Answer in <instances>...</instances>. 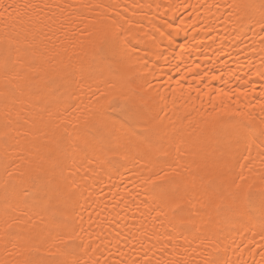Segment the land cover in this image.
<instances>
[{
    "label": "bare ground",
    "instance_id": "bare-ground-1",
    "mask_svg": "<svg viewBox=\"0 0 264 264\" xmlns=\"http://www.w3.org/2000/svg\"><path fill=\"white\" fill-rule=\"evenodd\" d=\"M0 3L4 5L0 8L4 13L0 62L7 59L16 66L7 85L0 78V97L6 91L10 94L8 107L0 103V180L7 169L13 173L17 192L26 189L29 193L24 197L27 206L11 201L9 215L20 222L14 230L18 243L16 248L9 244L5 249L0 242V262L22 264L27 258H44L47 252L43 247L39 253L29 254L25 247L28 237L39 245L57 225L77 231L82 225L86 229L84 241L77 243H88L102 234L103 243L95 253L102 264L101 253L106 255L108 249L123 251V258L131 264L140 258L141 243L145 249L150 247L149 238L155 245L149 253L153 264H200L201 240L210 235L211 221L227 214L224 208L236 192L241 173L246 178L244 192L250 190L256 203L264 189V168L259 160L251 172L248 167L242 169L245 161L227 143L223 132L238 120L255 117L259 122L258 101L264 80L257 73H264V0ZM121 29L125 31L116 36ZM105 36L109 42L101 62L96 52ZM125 38L131 43L125 44ZM196 65L203 81L193 80L195 73H187ZM80 66L89 69L90 77L81 80L78 73L67 74ZM185 74L187 80H181L184 96L173 106L171 91ZM204 84L225 92L240 88L248 95L239 100L235 96L232 101L224 99L223 104L216 100L213 108L210 97L204 95ZM97 89L106 96L100 104L108 118L123 122L127 117L122 109L130 99L148 124L155 126L147 152H128L111 144V165L81 163L79 158L73 162V140L89 112L99 107L93 95L100 94ZM161 95L166 103L159 101ZM113 97L120 103L108 104ZM138 127L143 130L145 125ZM170 168L181 173L179 194L191 198L193 214L197 207L207 206L193 224L177 234L163 216L167 209L158 199L150 198L151 189L145 183L152 173ZM4 207L0 196V230ZM125 224L131 225L135 240L123 239L129 232ZM239 227L231 225L232 229ZM249 238L260 243L259 236L251 237V233L244 243ZM225 243L228 246H222L220 253L224 260L239 257L253 264L261 259V248L251 244L234 251L241 244L239 231L232 230ZM78 252L84 259L95 258L91 250L85 253L80 248Z\"/></svg>",
    "mask_w": 264,
    "mask_h": 264
},
{
    "label": "snow or ice",
    "instance_id": "snow-or-ice-1",
    "mask_svg": "<svg viewBox=\"0 0 264 264\" xmlns=\"http://www.w3.org/2000/svg\"><path fill=\"white\" fill-rule=\"evenodd\" d=\"M4 5L0 3V8ZM9 7H15L9 5ZM26 7H38L37 5H26ZM45 7H55L61 8L62 5H45ZM11 15V14H9ZM4 13L0 12V21H3ZM125 23H130L125 20ZM115 26V21L112 22ZM261 30L264 31V25L261 26ZM125 30L121 29L120 32L116 33V36L121 35ZM129 34L131 29L127 30ZM91 35V33H89ZM171 40V37H169ZM108 39L105 36L101 39L99 48L96 52V57L101 58L104 52V47L108 43ZM125 44H130L131 41L127 38L124 40ZM159 58V57H157ZM95 59V57H94ZM261 65L264 66V59L261 61ZM199 69V65L195 68L187 69V73H195L193 75V80L199 78L200 81L204 80V76L200 75L196 70ZM179 71V68H177ZM16 72V66L5 59L0 62V78H2L7 85L10 82V77ZM79 74L80 79L84 80L86 77H90L89 69L84 66L79 68H73L67 74L69 76H74ZM264 80V73H257ZM171 79V78H169ZM212 79H218V77L213 76ZM181 80H187V74L182 76L180 79L176 80V87L171 91V101L173 106H175L176 101L184 96V85ZM226 83V82H225ZM151 84L149 83L148 88L151 89ZM204 95L209 96V103L216 107V100H219L223 104L224 99L232 101L233 97L243 96L247 98V93L237 88L235 91L225 92L221 89H209L208 84H204ZM197 93L201 89H196ZM99 95L93 94L94 98L99 105V107L92 112H89L88 116L84 120L80 134L75 137L72 144V159L76 162L79 158L81 163L96 164L100 162L103 165H111L113 163L112 156L108 153H112L113 149L109 147L111 144L118 145L122 149H126L128 152L145 151L152 144V136L155 133V126L148 124L144 119V113L136 105L132 104L130 99L125 100V106L122 109L126 114V119L123 122H117L108 118L107 114L103 110V105L100 104L102 99H106L103 92L97 89ZM215 92L216 96L213 98L212 93ZM191 94V89H189V96ZM158 95V94H157ZM10 101V94L6 91L2 97H0V103H3L5 107H8ZM113 101L120 103L118 98L113 97L112 100H108V104H112ZM159 101L167 102L164 96H159ZM251 103V101H249ZM259 112V122H256L255 117L242 119L229 124L225 129H223L225 140L232 148L239 153L240 159L245 161V165L241 168L248 167L249 172L252 171V167L255 165V161L259 160L261 168H264V92L261 93L258 101ZM143 123L145 125L144 129L138 127L139 124ZM5 136L7 133L4 134ZM255 152V156H253ZM127 158V155L125 156ZM181 178V173L177 172L175 169H169L165 171L160 169L158 172L152 173L149 178L145 181L148 188L151 189L150 198L158 199L164 207L167 209L163 213V216L167 219V223L171 225L172 233L177 234L182 228L188 224H193L195 222V217L200 215L203 208L206 205H201L195 210L193 214V208L191 198H187L179 194V181ZM245 176L241 175L237 178L239 181L235 183L236 192L231 198V202L224 208L223 205L218 207L224 208L227 213L223 215L219 220H213L210 235L201 240V261L200 264H247L237 257L236 260H224L222 259L221 247L225 248V241L232 230L240 232L241 244L236 245L234 251H239L241 247L248 248L249 244L253 247H260L261 251L259 253L261 259L260 261L253 260V264H264V189H261L259 202L256 203L251 196L250 190L245 194L242 187L245 181ZM262 180H264V174H262ZM29 195L28 191L25 189L22 192H17V184L13 179V173L5 169V177L0 180V196L3 198L4 210H3V229L0 230V242L3 243L5 249L11 244L13 248L17 247L18 243V233L14 230L20 226V222L14 218H11L9 211L12 207L11 201L15 200L17 204H24L27 206V201L24 197ZM26 215V213H25ZM83 219L82 217L80 218ZM160 219V217H156ZM91 217L89 218V223L91 225ZM115 224V221H112ZM240 225L237 229H232L231 225ZM125 227L129 229L127 235L123 239L127 242L129 238L135 240V234L131 231V225L125 224ZM256 229V231H253ZM137 231H141L137 228ZM86 229L81 225L79 231L75 227L69 228L66 226L57 225L52 231L48 232L46 236L40 241L39 245L32 244L31 237H28V243L25 245L26 250L31 253H39L41 248H45L47 255L44 258L33 260L31 258L24 259L22 264H102L99 257H95V253L100 251L101 243H103L102 234L97 236L95 240H90L88 243H77L78 241H84V235ZM251 233V237L259 236L260 243L257 244L254 239L249 238L248 243H244L245 236ZM119 236V233H117ZM172 236L167 237L168 242H171ZM139 242V241H138ZM159 242V241H157ZM110 244L111 241L109 240ZM119 243V241H117ZM148 243L149 248L145 249L144 244L141 243V249H143L140 254L139 259H134L131 264H153L149 253L153 250L154 244L153 239L149 238ZM235 243V240L232 241ZM133 250H135L134 245H131ZM83 248L84 252L91 250L95 258L84 259L83 255L78 252V249ZM243 253H241L242 255ZM103 256V264H129V261L124 257V252L117 249L115 253L108 249L107 254L101 253ZM116 256L118 259H110ZM0 264H7V262H0ZM171 264V262H169Z\"/></svg>",
    "mask_w": 264,
    "mask_h": 264
}]
</instances>
